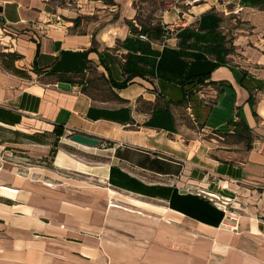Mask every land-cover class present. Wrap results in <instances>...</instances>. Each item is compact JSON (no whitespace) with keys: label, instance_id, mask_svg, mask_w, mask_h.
<instances>
[{"label":"crops","instance_id":"0c3cea01","mask_svg":"<svg viewBox=\"0 0 264 264\" xmlns=\"http://www.w3.org/2000/svg\"><path fill=\"white\" fill-rule=\"evenodd\" d=\"M58 1L0 0V52L28 75L0 62V118L96 137L100 158L0 152V264H264V0H203L165 42L131 32L134 0ZM202 73L222 83L178 104Z\"/></svg>","mask_w":264,"mask_h":264},{"label":"rangeland","instance_id":"374dc122","mask_svg":"<svg viewBox=\"0 0 264 264\" xmlns=\"http://www.w3.org/2000/svg\"><path fill=\"white\" fill-rule=\"evenodd\" d=\"M66 1L72 3V0H59L58 2L60 5H62ZM176 5L181 7V12L187 14V7L184 5H179L176 0H134L133 2L136 12L145 22H154L157 20L160 22L163 12L167 10L175 11L174 6ZM232 8L233 7H229L228 10L231 11ZM234 23L238 25L240 24V21L236 18ZM1 53L3 52H0V55ZM13 130H17L20 133L26 134L35 132H25L17 128H13V126L10 124L0 122V152L2 155H4L5 160L11 159L15 164H20L26 167L42 166L46 168H52L53 162L56 164H61L65 158V155L68 157L67 159L69 161L75 160L82 163L95 162L98 160V158H100L96 154L100 152L94 148L79 145L70 141L68 139L70 134L61 135L60 139L57 140L56 143H54L55 139L52 135L40 134L41 143H36L23 137L22 134H15ZM72 162L74 164H78L77 162ZM77 167L82 168V165L78 164ZM72 169L73 166L68 164L66 168H61L58 170L64 174H70L73 172ZM221 201H224L223 198L220 200L216 198L218 205L225 206ZM229 214L233 216V220L236 218L235 212L228 211L227 216Z\"/></svg>","mask_w":264,"mask_h":264},{"label":"trees","instance_id":"16d2710c","mask_svg":"<svg viewBox=\"0 0 264 264\" xmlns=\"http://www.w3.org/2000/svg\"><path fill=\"white\" fill-rule=\"evenodd\" d=\"M102 1H104L106 4H114L113 0H102ZM78 19H79V17L72 19L74 25L78 22ZM127 23L129 25L132 33L137 34V35H139L141 33H145V34H147L148 40H156V41L163 42V38L166 35H168V32L165 30V24H161L159 22V20L154 21V22H145L144 20L141 19V17L138 15L137 12H136L134 18L131 21L128 20ZM135 24L139 27V29L135 26ZM93 44H95L94 39H92L91 49L95 50ZM0 57H1L0 58L1 65L4 68L10 70L11 72H13L17 75L28 77L27 73L24 70H21V69L16 68L14 66V61L20 58L19 54L12 53V52L11 53L10 52H3V53H1ZM101 63H103L102 60H101ZM136 75H141V73H138V72L127 73L124 80L119 81V82L115 81L111 77H109L108 83L111 86H114L117 88H123L128 84V82L131 80V78L136 76ZM208 78H209L208 73H202V74L192 75V76L188 77L187 79L183 80L180 83V85L182 86V88L184 90L185 96L182 100L179 101L178 104H182L184 107L187 106L190 95L193 94L194 92L198 91L199 88H201L202 86H204L206 84H221L222 83L221 81H219V82L207 81ZM63 81H65L67 83L74 82L72 79H69V78H65ZM75 82L80 83L84 86L85 82H87V81H85V78L81 75L79 77V79ZM249 101L251 103L252 97H249ZM0 122L10 124V125H14L16 123V121H14V120L5 119V118H0ZM234 126L236 128L237 124L235 123ZM235 128L233 130H235ZM13 132L15 134H22L23 137L30 139L36 143H41L40 134L52 135L55 139L54 143H56V141L59 140L60 136L62 135V133H60L57 130L56 126L50 132L44 131V132H35V133H31V134L20 133L17 130H13ZM52 152H54V151H52Z\"/></svg>","mask_w":264,"mask_h":264},{"label":"built area","instance_id":"2783aa9c","mask_svg":"<svg viewBox=\"0 0 264 264\" xmlns=\"http://www.w3.org/2000/svg\"><path fill=\"white\" fill-rule=\"evenodd\" d=\"M203 0H176V2L179 3V5H184L187 7V11L188 9L194 5V4H197V3H200L202 2ZM174 9H175V13H176V19H175V22H172V23H161V24H165V30L168 32V35H166L164 38H163V42L167 41L168 38L172 37L175 33H176V29L182 25V18L184 16V12H181V7L180 6H174ZM242 9V7L240 5H234L232 10L229 11V12H232L234 14L240 12V10ZM181 13V14H180ZM135 26L139 29V27L135 24ZM174 32V33H173ZM140 38L142 39H148L147 37V34L145 33H141L138 35ZM228 219H232L233 216L231 214H229L227 216ZM224 226L228 227L229 229L231 230H236L235 229V226L233 225H229V224H224Z\"/></svg>","mask_w":264,"mask_h":264},{"label":"water","instance_id":"95a60500","mask_svg":"<svg viewBox=\"0 0 264 264\" xmlns=\"http://www.w3.org/2000/svg\"><path fill=\"white\" fill-rule=\"evenodd\" d=\"M60 88H68V83H58ZM68 139L76 144L87 146V147H97L100 144V140L96 137L85 135L82 133L73 132L68 136ZM185 193L186 190L181 191Z\"/></svg>","mask_w":264,"mask_h":264}]
</instances>
